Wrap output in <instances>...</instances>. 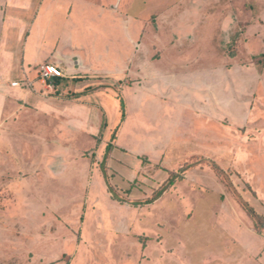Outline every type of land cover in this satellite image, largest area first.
Wrapping results in <instances>:
<instances>
[{
    "label": "rangeland",
    "instance_id": "1",
    "mask_svg": "<svg viewBox=\"0 0 264 264\" xmlns=\"http://www.w3.org/2000/svg\"><path fill=\"white\" fill-rule=\"evenodd\" d=\"M112 1L62 0L53 18L52 1L0 0V33L25 38L48 9V40L82 46L96 69L65 71L72 82L51 105L7 106L0 264H264V66L253 58L264 53V0L206 2L205 49L172 50L186 59L175 62L152 43L166 74L148 79L125 67L134 51ZM186 4L119 9L150 44L162 10L179 17Z\"/></svg>",
    "mask_w": 264,
    "mask_h": 264
},
{
    "label": "crops",
    "instance_id": "2",
    "mask_svg": "<svg viewBox=\"0 0 264 264\" xmlns=\"http://www.w3.org/2000/svg\"><path fill=\"white\" fill-rule=\"evenodd\" d=\"M45 1L53 2L54 8L52 9V15L54 18V15L57 13L55 9L58 10L62 7V0ZM185 2H187V4L184 5L185 10L180 13L179 17H177V13H174V8L176 6H170L169 8L162 10L161 16L166 18V22L163 23L161 21L162 30L159 33L155 32L153 35L154 39H151V42L149 41L150 44H147L143 40L146 31L144 30L142 33L143 36H141L137 29V25L134 22L136 17L134 16L132 18L130 16L129 12L131 8H126L125 11L122 10L120 12L119 8L122 0H113L111 4H109L108 7L115 10H112L113 15L124 20L123 23L125 24V29L128 31L127 41L129 42V45L133 47L132 50L134 53L132 57H129L125 67L131 66V73L135 74L133 78L137 79L140 74L146 79L156 78L161 74H166L164 71H154L155 67H158V62L151 58V51L153 50L152 43L156 45L161 44L159 46L164 48L162 59L165 58V55L167 54L165 52L170 49L169 54H172L173 52L170 57L175 62H184L186 60H184L183 57H180L177 52H174L175 50L177 51V48L180 49L181 53H183L182 51H198L200 47L205 49V47L200 46L199 43L203 41L205 37L203 35L205 32V30L203 31L204 27L211 22L209 20L210 16L208 17L204 11V8H207L208 6L206 5V2L207 4H210L211 0H185ZM189 12L191 14L190 18L187 16ZM48 14V9L42 12L40 21L37 25H34L33 29H31V33L25 38H23L24 34L19 36V32L18 36L17 32L14 34L10 31H7L6 34L3 32L0 33V121L6 117L5 113L6 111H9L7 110V106L11 104V99H15L26 105L32 100V102L37 104V108H42L41 106L46 102L51 105V100L62 98L58 95L55 96L52 94V92L59 94L57 91H59L60 87L57 85L60 86L61 83L63 86H68L72 82L68 79V75L65 71L70 74H78L80 72L83 73V77L90 76L89 78H92L93 75H88V73L90 74V72L96 70L94 64L89 62V55L82 46H75L70 42H62L61 39H58L56 42L48 40L47 36L49 35V31L41 26L42 21L47 20ZM133 26H136V30L138 31V34L136 33L137 35L135 34V31L132 30ZM22 27L23 26L21 25V30ZM39 27L41 28V30L39 29L40 31H38ZM211 27L212 25L210 23V28ZM10 43L15 45H11ZM150 45L152 46L151 48ZM214 45L215 44L207 45L208 47L206 49H212L214 51ZM212 57L215 58V56ZM43 62L58 65L64 70L65 76L55 79L56 88L50 84V81L46 82L42 78L40 80L35 78V74L40 70V64H43ZM214 62L215 60H213L212 63H206L205 65L213 67L216 65ZM120 64L121 63L118 65ZM205 65H202L201 67H204ZM186 67L193 66L189 65ZM195 67L196 66L193 68ZM158 69H161V67H158ZM105 71L111 72L110 69ZM79 77L82 76L80 75ZM91 81V79H87L78 82V84L87 85ZM22 84H27L28 87L24 88ZM67 89L68 88H65L64 90ZM214 92L213 89L212 92L208 94L214 95ZM48 109L51 111L50 107H48Z\"/></svg>",
    "mask_w": 264,
    "mask_h": 264
},
{
    "label": "built area",
    "instance_id": "3",
    "mask_svg": "<svg viewBox=\"0 0 264 264\" xmlns=\"http://www.w3.org/2000/svg\"><path fill=\"white\" fill-rule=\"evenodd\" d=\"M40 73L41 78L44 81H50V83H53L56 78L65 76L64 70L60 66L52 63L42 65L40 67Z\"/></svg>",
    "mask_w": 264,
    "mask_h": 264
},
{
    "label": "trees",
    "instance_id": "4",
    "mask_svg": "<svg viewBox=\"0 0 264 264\" xmlns=\"http://www.w3.org/2000/svg\"><path fill=\"white\" fill-rule=\"evenodd\" d=\"M253 58L256 64L264 66V53L256 54Z\"/></svg>",
    "mask_w": 264,
    "mask_h": 264
}]
</instances>
